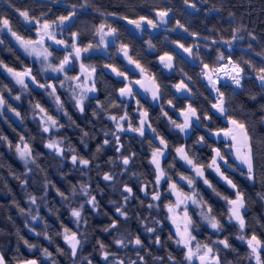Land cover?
<instances>
[{
    "label": "trees",
    "instance_id": "trees-1",
    "mask_svg": "<svg viewBox=\"0 0 264 264\" xmlns=\"http://www.w3.org/2000/svg\"><path fill=\"white\" fill-rule=\"evenodd\" d=\"M85 3L86 7L81 8L80 5ZM189 3H195L197 9H191L184 0H0V21L7 19L11 30L24 38H34L36 35V25L31 18L52 21L68 15L73 5L76 6V15L68 22L65 30L70 35L74 32L79 34L76 40L79 47L88 44L99 47L96 28L100 24L117 29L112 43L83 56L84 62L95 68L93 85L96 91L84 102L82 113L62 89L58 88L56 92L68 116L58 110L45 89L29 85L27 89L19 91V87L0 67V94L6 101V106L0 110V254L4 256L6 264H16L31 258L36 259L38 264H53V261L55 264H88V261L91 264H105L97 241L104 243L110 253L125 258L126 264L127 260L137 259V251L144 257L142 264H188L185 248L175 242L166 208L172 199L166 191L168 181L177 180L180 174L192 175L190 169L178 158L175 149L179 145L189 150L190 157L197 164L204 165L206 178L220 193L216 195L201 179L196 180V192L211 205L213 213L225 226L222 232L215 233L199 216L200 209L191 205L192 229L198 241L201 244L211 243L216 238L227 237L231 248L214 246L219 248L221 264H255L249 259L250 249L247 244L237 238L240 231L238 226L235 222L227 221L228 204L223 197L234 198L235 190L220 180L208 165L214 156L213 149H220L221 155L231 165L222 164L223 171L245 195L244 232L248 237L255 234L264 242V199L257 195L264 193V90L255 79L257 73L244 63L250 62L256 69L264 67V0H189ZM169 9L171 11L166 28L154 33L144 29L142 35L137 34L123 19L144 16L157 21L156 11ZM24 11L29 14V23L20 15ZM177 21L187 31L179 29ZM236 29L240 30L236 32ZM192 33L199 36H193ZM234 34L237 41L229 49L222 42L233 41ZM147 41L154 45V51L147 49ZM173 42L184 46L201 44L197 49L200 62H191ZM119 44L127 45L129 57L153 75L159 88L160 103L154 104L138 91L135 92L136 100L130 99L127 102L119 96L118 90L124 84V77L117 76L106 65H111L128 77L137 76L135 71L127 69L119 53ZM53 51L57 58L62 57L61 50ZM219 52L225 58L231 56L234 61L240 62L246 72L242 89L233 91V87L226 86L229 84L227 82L218 84L228 100L227 116H222L212 108L215 96L201 70L205 64L211 67L218 63ZM165 54L172 57V71L159 63L158 57ZM0 61L13 69L30 68L40 83L49 79L41 74L37 62L19 49L4 31L0 32ZM184 79L191 95H179L173 87ZM15 95L20 99H15ZM253 95L255 99L251 98ZM36 103L44 107L63 127L49 133L42 132L35 116ZM188 104L197 110L200 121L184 135L171 126L163 111L174 116L170 105L184 108ZM137 106L148 112L152 127L168 142L162 167L171 179L166 178L160 187L155 183L156 171L150 163L151 150L159 145L152 133L146 131L141 137L137 133L121 132L120 144L123 147L120 152L116 151L117 145L112 135L116 129L108 115L127 113L130 121L137 125ZM11 109L19 112L20 116L13 115ZM205 115L210 119H205ZM229 116L245 123L252 136L255 180H249L246 170L227 155L223 142L208 133V129L227 128ZM84 133L88 135L84 136ZM22 136L36 157V163L28 165L31 171H28L16 151ZM201 136L204 142L197 143ZM47 138L63 139L62 146L65 149L71 147L79 156L90 159L88 168L73 166L72 153L69 151L59 157L46 148ZM105 139L110 141L108 145H103ZM99 145L103 147L97 152ZM123 156H132L129 165L122 164ZM105 172L114 174V180L104 181L102 177ZM81 184L90 186V194L95 195L98 201L96 209L85 203L88 197L81 193ZM125 184L132 189L127 202L123 199L127 195L123 191ZM73 185L76 186L74 197L71 195ZM145 188L146 191H143ZM159 188L161 196L159 200H153V193L159 191ZM57 189L69 197L67 202L59 196ZM29 195L37 197L36 205L29 202ZM81 204H84L82 216L87 223H81L77 231L75 218L70 211ZM150 204L153 207L149 208ZM120 205H124L127 220L115 212V208ZM21 209L24 211L21 212ZM32 215H38V219L32 220ZM114 219L119 221L118 229L104 232L103 229ZM146 227L155 228L156 231L149 233ZM64 228L77 232L83 241L75 258L71 256L70 248L63 239ZM81 233L84 235L81 236ZM120 235L128 238L139 236L143 241V249L132 245L119 248L114 240ZM157 236L160 244L155 243ZM25 241L28 243L25 244ZM29 244L35 247L30 248ZM44 249L52 253L51 258L44 255ZM169 255L175 258V262L168 259ZM261 255L264 257V252ZM111 259L110 256L109 261Z\"/></svg>",
    "mask_w": 264,
    "mask_h": 264
},
{
    "label": "snow or ice",
    "instance_id": "snow-or-ice-1",
    "mask_svg": "<svg viewBox=\"0 0 264 264\" xmlns=\"http://www.w3.org/2000/svg\"><path fill=\"white\" fill-rule=\"evenodd\" d=\"M186 5H189L191 8H196L195 3L189 4V0H184ZM81 8L86 7L85 4L80 5ZM72 11L68 13V15H62L57 17L54 21H47L44 20L43 23H41L39 18H31L35 21L36 25H39L38 27V35L39 39L37 40H28L24 39L22 36L18 35L16 32H12L11 28L9 27V21L7 19H2L0 21V29L7 28L8 31L11 32V34L16 38V40L19 42L20 46L24 49V51L28 55H35L37 57H42L44 61H47L48 58L52 55L51 52L48 51L46 47H43L44 45V37H47L50 40H54L56 44L61 45H67V42L64 40H56L55 39V32L54 27L57 25H63L66 21L72 20L76 15V6H72ZM171 10H161L156 12V16L158 17V21H153L152 19H149L144 16H140L138 19L132 20L128 19V17H123V19L127 20L129 24H132L137 29H142L145 25L155 28L158 26V23H166V18L169 16V12ZM20 15L24 18L25 21L29 20V14L27 11L21 12ZM177 26L179 28H184V25L181 24L179 21L176 22ZM107 29V30H105ZM185 31H187L186 28H184ZM240 29H236L235 31L238 32ZM96 33L100 37V43L104 44L105 46V39L106 37H115L117 34V29L111 27L110 25L101 24L99 27L96 28ZM78 33H72V40L73 43L71 44L72 51L69 53V55L64 56V58L59 61L58 64L53 65L51 63H48L46 65L45 69L42 70H48L50 69L53 72H64L65 66L70 63V60L75 58L79 59L82 52H88L91 48L94 46L92 44H88L86 47L81 48L77 45L76 40L78 38ZM193 36H196L198 34L192 33ZM255 37H253L254 39ZM233 40L237 39V36L233 35ZM212 43H216V41H212ZM225 44L231 46L232 41H224ZM181 48H183V45H180ZM120 50L124 53L126 57H128V50L127 45H121ZM185 52H188L191 55V49L190 48H184ZM130 63L136 64V66L139 68L140 65L137 61H133L131 57H128ZM161 62L165 63V67L171 68L172 67V57L165 54V56H162ZM224 54L218 53V60H224ZM248 64L249 67L253 69L257 74L255 76V79L259 82V87L264 90V67H261L259 69L254 68V66L251 65L250 62H244ZM0 66H3L9 74L14 78L15 82L19 85H21L24 89H27L28 84L26 83V80H30L31 82L37 84L38 87L44 88L46 90H50L48 94L50 96H53L56 101V105L58 110L63 111V114L65 116H68V113L66 110H64L63 102L60 100L59 95L56 94L57 85L56 84H42L39 83V81L36 80V77L31 74V69H25L24 71H16L13 68H9L7 65H4L2 61H0ZM81 71L85 72V66L81 64ZM106 67H109L112 69L113 72L116 73L117 76L125 77V73L120 72L118 69L112 67L111 65H106ZM204 69H209V65L205 64ZM141 71L144 70L141 68ZM95 72V68L91 67V71L87 72V77H91L92 74ZM212 73H217V75L220 72H223L224 78H227L230 83L226 86L233 87V91L236 89H242L243 83L242 81L246 78L245 76V70L241 66L240 62L233 61L231 56L227 57V64L222 65L219 69L213 68L211 69ZM204 75L207 77L209 84L211 85V88L216 92V103L212 105L214 109L218 113H220L222 116H227L229 109L226 108V104L228 103L227 97L224 92L220 90L218 87V84L220 83V78L216 80H213L212 75L209 74L208 71L204 73ZM67 80H80L79 76L76 77H68L65 76V81ZM137 84L141 83L140 81H136ZM154 83V82H153ZM64 86V81H61L59 84V87ZM143 86V85H142ZM77 88H80L81 91L79 94L76 93L75 88L72 89L73 99L75 101V105L77 109L82 113L84 112V101L87 98L88 92H95L96 89L93 85L91 88H84L83 85H76ZM177 90L181 89H187V85L181 83L180 85H177ZM149 90V89H146ZM152 91L153 99H156L159 94V88L158 86H155L153 89H150ZM119 94L122 97H131L134 95L132 87L130 85H125V87L119 89ZM252 99H255V95L251 97ZM15 99L19 100L20 97L16 96ZM171 104V101L168 102ZM6 104V101L4 99V96L0 94V109H2ZM137 104L139 105V101H137ZM98 102V107H99ZM10 107V106H9ZM34 108L37 110V114L40 117V123L42 125V132L49 133L53 130H57L59 128H62L63 125L59 124L58 120L54 118L52 115L48 113V111L42 107L39 103H36L34 105ZM12 112L16 114V116H20L19 112H16L15 109H11ZM139 111V109H138ZM96 113L94 112L93 115ZM140 120L138 123V126H133L129 120V117L127 113L124 115H121L119 117L117 116H111L110 119L115 122V132L112 133L115 142H116V151L120 152L123 145L120 144V136L119 133L129 131L133 133H137L139 136L143 137L145 135L146 130L150 131L153 134V138L158 140L159 147L153 148L151 152V160L150 163L154 165L155 171H156V178L155 183L159 185L160 181L162 179H171L170 177H167V173L161 166V159L165 155V151L168 148V142L164 139L163 136H161L155 128L152 127L151 123L148 120V113L147 111H139ZM163 115L167 116V113H163ZM183 115L184 119L182 123H176V121L171 120L170 122L173 125L175 129H178L180 133H187L193 124V121L199 122L200 116L197 114V110L192 107L191 104L187 106V108L181 113ZM205 119H210L207 115L204 117ZM69 120H71V117H69ZM125 121H128V127L125 128L124 123ZM74 124L75 122L72 121ZM227 123L229 125L226 129H220L215 134L219 136L221 133H223L224 136L230 137L231 139V148L235 149V156L236 159L241 162V164L246 165L247 168V178L249 180H255V171H254V152H253V139L252 136L249 134L248 127L245 123L232 118H227ZM87 133H84V136H87ZM107 135V133H105ZM6 139V138H5ZM21 144L16 145V151L20 157L21 160H23L26 168H28L29 164H35L36 163V157L33 155L32 149L30 145L24 141V137L21 138ZM197 143H203L204 137L201 136L196 141ZM110 141L108 139H105L103 141V145H108ZM151 143V142H150ZM259 143V142H257ZM64 144L63 139H54L50 138L48 142L45 144V147L49 150H52L57 156L63 157L65 154V151H69L72 153L71 155V163L73 166L80 165L83 168H88L91 161L90 159L83 158L76 154L75 149L69 147L65 149L62 147ZM103 145H99L97 147V152L101 150ZM177 155L181 160H183L186 164L190 165L193 172L195 173V177L204 178V165L197 164L192 157L189 155V150L186 149L185 146H180L175 149ZM214 156L212 159L211 164L208 165L210 168H214L217 174L229 185L232 189L235 190V198L231 199L227 196H224L223 199L228 204V214H227V221L228 222H235V224L238 226L240 230V235L237 237L241 241H245L247 243L248 248L250 249L249 252V259H254L255 264H264V257H262L261 253L264 252V242H262L255 234H252L251 237H246L243 232L246 227V221L244 217V210L246 208V199L243 192H241L237 185L224 173L221 171L218 160L224 161L227 163L225 158L221 155L220 149H213ZM133 156L135 154H132ZM122 164L124 166L129 165L132 156H123L122 158ZM28 171H31L30 168H28ZM103 180L104 181H113L114 180V174L105 172L103 174ZM181 179L186 181L189 186L194 185V178L189 176L181 175ZM22 183H27L26 181H22ZM204 184L208 185L209 188H212V191L216 193V195H220V193L216 192V189L213 188L211 183L204 178ZM48 187V183H45V188ZM169 188L177 193V206L180 204H186L188 201H191L193 205H196L199 209V215L202 218V220L210 227L215 233L219 234L224 230V224L221 222V219L217 217L213 213V209L211 205L208 204L206 200L203 199L202 196L198 192L193 191L191 195L179 193L177 191V185L175 183H170ZM143 191H146L145 189H142ZM80 191L81 193L88 197V199L85 201L88 205H90L93 209H96L98 207V201L96 199L95 195L90 194V186L86 184L80 185ZM123 191L127 193L123 197L124 201L127 202L128 199L132 195V189L128 185H124ZM57 193L59 196L67 202L69 197L65 195L64 192H61L59 189H57ZM71 195L74 197L76 195V186L73 185L71 189ZM258 196H260L261 199H264V193H258ZM160 193L157 191L153 194L152 199L153 200H159ZM29 202L32 205H36L37 203V197L34 195H29L28 197ZM112 203H115L114 201ZM149 208L153 207V205H149ZM84 208V204H81L79 207H73L71 208L70 214L72 217L75 218L76 224H77V231H79V225L81 223H87L86 220H84L82 216V210ZM24 209H21V212H23ZM168 211L172 212L174 211L173 207L171 205L168 206ZM115 212L120 216L123 217L125 220L128 219V214L124 210V205L117 206L115 208ZM32 220H37L38 215H32ZM159 223V222H157ZM173 223H175V220H173ZM118 220H112L111 224H109L107 227L103 229L104 232H109L110 230H116L118 229ZM194 227V223L192 219L188 216L187 210L184 212V220H183V231L180 230V228H177L176 235L179 237L175 242L177 245H183V247L186 249L185 253V260L188 261V264H193L194 261H198L199 264H221V259L219 255V248L214 246H223L224 249L231 248V245L229 244L228 238L225 237L224 239H218L215 241H212L211 244L205 243L200 244L196 243L195 249L193 248V241L195 240V237L192 236L190 228ZM146 231L149 233L155 232V228H148L146 227ZM70 233V234H69ZM47 236V234L45 233ZM84 234L81 233V236ZM63 239L67 243V245L70 248L71 256L75 258L78 253V249L82 246V240L78 237L77 232H70L69 229L64 228L63 232ZM28 242L25 241V244ZM99 244L102 258L105 261V264H126L125 258H119L116 256L115 253H110L106 250V245L100 241H97ZM114 243L119 248H127L129 245H132L134 248L137 249H143V241L140 239L139 236H135L134 238H128L124 235H120L119 238H116L114 240ZM156 244H160V238L159 236L155 239ZM30 248L35 247L34 245H28ZM62 253V250L58 249ZM44 255L46 257L51 258L52 253L48 252L47 249H44ZM112 257L111 261H109V257ZM168 259L170 261L175 262V258L169 255ZM144 261V257L139 254V251H137V259L136 260H127V264H137V262ZM0 264H6L4 260V256L0 254ZM24 264H38L36 260H28L24 262ZM53 264L55 262L53 261ZM88 264H91V261H88Z\"/></svg>",
    "mask_w": 264,
    "mask_h": 264
},
{
    "label": "rangeland",
    "instance_id": "rangeland-1",
    "mask_svg": "<svg viewBox=\"0 0 264 264\" xmlns=\"http://www.w3.org/2000/svg\"><path fill=\"white\" fill-rule=\"evenodd\" d=\"M189 4H191V3H189ZM188 6H189V5H188ZM189 7H190V6H189ZM190 8H191V7H190ZM191 9L196 10L197 7H196V8H191ZM160 11H161V10H160ZM156 12H157V11H156ZM169 16H170V12H169ZM169 16L166 18V21H168ZM22 18H23V17H22ZM156 19H157V21H158V17H157V16H156ZM23 20H24V18H23ZM44 20H45V19H40L41 23H43ZM55 20H56V19H55ZM132 20H135V19H132ZM24 21H25V20H24ZM29 21H30V18H29L28 21H25V22H26V23H29ZM47 21H49V20H47ZM52 21H54V20H52ZM125 21L127 22V20H125ZM34 22H35V21H34ZM49 22H51V21H49ZM68 22H69V21H66L63 25H57V26H55L54 29H53L54 32H55V39H56V40H64V41H66V42H67V45L56 44L54 40H50V39H48L47 37H44V45H43V47H46V48L48 49V51L52 53V55L48 58L47 61H44L42 57H37V56H35V55H28V54L24 51V49L20 46V44H19V42L16 40V38L11 34L10 31H8L7 28H2V29H0V32H3V31L6 32V33L10 36V38L12 39V41L15 43V45H16L19 49H21L25 54H27L28 56H30L31 58H33V59L37 62L41 74H42L43 76H46V77L48 76V77H49V79H46L44 82H42V84H56V85H57V89L59 88V89H62L63 91H65V92L70 96L71 100H72V101L74 102V104H75V101H74V99H73L72 89L75 88L77 94H79V92L81 91V89H80V88H77L76 85H78V84L83 85L84 88H91V87H93V78H94V77H93V74H92L91 77H87V72L91 71V67H93V66L90 65V64H88V63H86V62H84V60H83V56H84V55H87V54H90V53H93V52H97V51L100 50V49H104L106 46H105L104 44H101V43H100V37H99V35L97 34V38H98V41H99V47H95V46H94V47L91 48L88 52H82V53H81V56H80L79 59H75V58L71 59V60H70V63H69L68 65L65 66V71H64V72H53V71H51L50 69H48V70H42V69H45V68H46V65H47L48 63H51V64H53V65L58 64L59 61H61V60L64 58V56L69 55V53L72 51V49H71V44L73 43L72 35H70L69 33H67L66 30H65L66 27H67V25H68ZM127 23H128V22H127ZM166 23H167V22H166ZM166 23H158V26L155 27V28H152V27H149V26L145 25L142 29H137V28H135L134 25L129 24V23H128V25H129V27H130L131 30H133V31L136 32L137 34L142 35L143 32H144V29H148L149 31H151L152 33H154V32H157V31L160 30V29H164V28H166V26H165ZM103 24H104V23H103ZM35 25H36V24H35ZM100 25H101V24H100ZM38 27H39V25H36V35H35L34 38H24V37H23V38H24V39H28V40H37V39H39L40 37H39V35H38ZM178 28H179V27H178ZM179 29H182V28H179ZM105 30H107V29H105ZM12 32H13V31H12ZM196 36H199V35H196ZM67 37H68L70 40H68ZM114 38H115V37H111V36L106 37V39H105V43H106V45L109 44V43H112V42L114 41ZM236 41H237V39L233 40L232 43H231V46H230V47H229V45L225 44L224 41H223L222 43H223L226 47H228L229 49H231V48L234 46V44H235ZM121 45H122V44H119L118 49H119V53H120V55L123 57V60H124V62H125V65H126L127 69H128L129 71H135V72L137 73V76H135V77H128V76L125 75V77H124V84H123V86L121 87V88H123V87H125V85H130V86L132 87V90H133L134 95L131 96V97H127V96L122 97V96H120V94H119V96L122 97V98H124L127 102H128L130 99H134V100H136L135 92L138 91L139 93H141L143 96H145L146 98H148V99H149L151 102H153L154 104L160 103V101H159V95H160V94H158V97H157L156 99H153L152 91L150 90V89H153V88H151V86H150V85L147 83V81H146L147 78L155 79V78L153 77V75L150 74V73H149L144 67H142V66L140 65L139 62H138L139 65H140L139 68L136 66V64H134V63H130V62H129V59H128L129 54H128V57H126V56L124 55V53L120 50V46H121ZM173 45H174L178 50H180L182 53H184V54L187 56V58H188L191 62H193V63H198V62H200V55L197 53V49L199 48V45H201V44H199V43H194V44L191 45V46H184V45H183V46H184L183 48L180 47V45H182V44H181V43H178V42H173ZM146 46H147V49L150 50V51H154V50H155L154 45H153L150 41H147ZM85 47H86V46H85ZM81 48H84V47H81ZM184 48H190V49L192 50V51H191V55H190L188 52H185V51H184ZM53 49L61 50V51H62V57L57 58V57L55 56V53H54ZM219 53H220V52H219ZM167 55H169V54H167ZM162 56H165V55H160V56L158 57V58H159V63H160V65H161L162 67H164L165 69H167L168 71H172L171 68L165 67V63L161 62V59H160V58H161ZM224 57H225V56H224ZM132 60H133V59H132ZM133 61H135V60H133ZM220 61H221V60H220ZM220 61H219V62H220ZM171 63H172V61H171ZM81 64H83V65L85 66V70H86L85 72H82V71H81V67H80ZM216 64H217V63H216ZM0 67H1V69L4 71V73L7 74V75H8V76H9V77L15 82V80H14V78L11 76V74H9L8 71H7L3 66H0ZM9 68H10V67H9ZM141 68L144 70L143 72L141 71ZM25 69H30V68H28V67L25 68V67H24V68H22V69H15V70H16V71H24ZM211 69H213V66L209 67V69H204V65H203L201 70H202V76H203V78L206 80L208 86H209L210 89H211V92H212L213 95L215 96V101L211 104V106H212L213 104L216 103V92L211 88V85L209 84L207 77L204 75V73H205L206 71H208L209 74L212 75ZM31 74H32V72H31ZM115 74H116V73H115ZM65 76H68V77H76V76H79V77H80V80H67V81H65ZM212 78H213V80H216V79H214L213 75H212ZM61 81H64V86H63V87H59V84H60ZM136 81H140L141 83L137 84ZM155 82H156V80H155ZM26 83L28 84V86H29V85H32V86H36V87H38L37 84L31 82L30 80H26ZM39 83H40V82H39ZM156 83H157V82H156ZM181 83L187 85V89H181V90L178 91L176 86H177V85H180ZM15 84L19 87V91H20V90H21V91L24 90V88H23L21 85L17 84L16 82H15ZM142 85H143V86H142ZM157 85H158V84H157ZM173 87H174V89L177 91V93H178L179 95H182V96H185V95H191L190 88H189V86H188V84H187V82H186L185 79H184V80H181V81H179V82H177V83H175V84L173 85ZM38 88H40V87H38ZM43 89H44V88H43ZM146 89H149V90H146ZM45 90H46V89H45ZM49 91H50V90H46L47 93H48ZM94 93H95V92H88V93H87V98H88L90 95H93ZM118 93H119V90H118ZM56 94L58 95L57 92H56ZM16 96H17V95H15L14 98H15ZM50 97L54 100V102H55V104H56L55 98H54L53 96H50ZM87 98H86V99H87ZM86 99H85V101H86ZM85 101H84V102H85ZM188 105H189V104H188ZM188 105H187V106H188ZM5 106H6V104H5ZM5 106H4V107H5ZM75 106H76V105H75ZM170 106H171V108H172V110H173V113H174L173 115H174V116H172V115H170V114L167 113V116H166V117H167V120L169 121V123L171 124L169 118H171V120L176 121V123H182L184 117H183V115H181V113L187 108V106L184 107V108H175L173 105H170ZM4 107H3V108H4ZM3 108H2V109H3ZM212 108H213V107H212ZM2 109H0V110H2ZM138 109H139V111H146V110H144V109L141 108L140 106H137V107H136V112H137V114H138V123H139L140 115H139V111H138ZM213 109H214V108H213ZM214 110L216 111V109H214ZM10 111H11V110H10ZM16 112H17V111H16ZM11 113H13V115H16L14 112H11ZM147 113H148V112H147ZM163 113H165V111H163ZM122 115H124V114H122ZM35 116H36V118H37V119L39 120V122H40V117H39V115L37 114V111H36ZM111 116H117V117H119V116H121V115H108L109 119H110ZM129 120H130V119H129ZM148 120H149V117H148ZM112 121H113V120H112ZM130 122H131V121H130ZM149 122H150V121H149ZM113 123H114V126H115V122H114V121H113ZM123 123H124L125 128H127V127H128V121H125V122H123ZM195 123H198V122L193 121L192 127H193V125H194ZM131 124H132L133 126H138V124H137V125H134L133 122H131ZM40 125H41V123H40ZM171 126L173 127L172 124H171ZM41 127H42V125H41ZM192 127H191V129H190L187 133H183V134H184V135H187V134L192 130ZM228 127H229V126H228ZM228 127H227V128H228ZM173 128H174V127H173ZM224 129H226V128H224ZM177 130H178V129H177ZM146 131H148V130H146ZM217 131H219V130L208 129V133H209L211 136H213L217 141H222V142H223L224 147H225V149H226V153H227V155H228L232 160H234V161L236 162V164H237L240 168L245 169L246 172H247L246 165L241 164V162H240L239 160L236 159V156H235V149H233V148L230 147V146H231V143H232L230 137H226V136H224L223 133H221L219 136H217V135L215 134ZM149 132H150V131H149ZM150 133H151V132H150ZM49 139H50V138H47L45 144L48 142ZM18 144H21V140L19 141ZM180 146H183V145H179L178 147H180ZM62 147H63V146H62ZM157 147H159V145H158ZM154 148H155V147H154ZM152 150H153V149H152ZM152 150H151V152H152ZM166 153H167V150L165 151V155H166ZM165 155H164V156H165ZM163 158H164V157H162V159H161V166H162V160H163ZM178 158H179V156H178ZM224 158H225V157H224ZM179 159H180V158H179ZM212 159H213V158H212ZM180 160H181V159H180ZM225 160H226V158H225ZM181 161H182V163H183L188 169H190L192 175L180 174V175L178 176V179H177V180H169V181H168V185H167V189H166V191H167V192L171 195V197H172V199L166 204V208H167V210H168V206L171 205V206L173 207V209H174V211H172V212H169V211H168V222H169V224H170V226H171V228H172V230H173V232H174L175 240H177V239L179 238V237L176 235V233H177V228L179 227L180 230L183 231V220H184V212H185V210H187L188 216H189V217L192 219V221H193V218H192V215H191V212H190V206H191V205L194 206V205L191 203V201H188L186 204H180L179 206H177V203H176V202H177V193H176V192H173V191L169 188V184H170V183H175V184L177 185V191H178L179 193H183V194L191 195L193 191L196 192V187H195L196 180H197V179H201V180L203 181V183H204V178H206V176H205V171H204V178L195 177V173L193 172L191 166L188 165V164H186L183 160H181ZM226 161H227V160H226ZM211 162H212V160H211ZM211 162H210V164H211ZM218 163H219V166H220L221 171L224 173V175H226V173L223 171L222 164H224L225 166H229V167H231V165L228 163V161H227V163H225L224 161L218 160ZM162 168H163V167H162ZM210 169H212V170L217 174V172L215 171L214 168H210ZM181 175L189 176V177H193V178H194V185H193V186H189V185L187 184L186 181H184V180L181 179ZM217 176L219 177L220 180H222L223 182H225V181H224V180H223L218 174H217ZM226 176H227V175H226ZM165 179H166V178H165ZM165 179H162V180L160 181L158 187L161 186V184L163 183V181H164ZM206 179H207V178H206ZM207 180H208V179H207ZM208 181H209V180H208ZM225 183H226V182H225ZM226 184H227V183H226ZM205 185H206V184H205ZM158 192L160 193V196H161V190H160V188H159V191H158ZM153 194H154V193H153ZM234 198H235V197H234ZM234 198H231V199H234ZM245 209H246V208H245ZM244 211H245V210H244ZM199 212H200V210L198 211V214H199ZM175 214H178V215H179V219H178V222H177V225H176V226H174L173 223H172V215H175ZM243 214H244V212H243ZM199 216H200V215H199ZM209 228H210V227H209ZM210 229H211V228H210ZM190 231H191L192 236L195 237V240L193 241V248L195 249V245H196V243H200V242L198 241L196 235L194 234L192 227L190 228ZM240 234H241V233H240V231H239L237 237H238ZM243 234H244L246 237H248V236L245 234V232H243ZM215 240H218V238H216ZM240 241H241V240H240ZM242 242L246 243L245 241H242ZM200 244H201V243H200ZM203 244H205V243H203ZM208 244H211V243H208ZM246 244H247V243H246ZM182 246H183V245H182ZM28 260H36V259L31 258V259H27V260L19 261V262H17L16 264H24V262H26V261H28ZM252 260L255 262L254 259H252ZM36 261H37V260H36ZM227 264H232V263L228 262Z\"/></svg>",
    "mask_w": 264,
    "mask_h": 264
},
{
    "label": "built area",
    "instance_id": "built-area-1",
    "mask_svg": "<svg viewBox=\"0 0 264 264\" xmlns=\"http://www.w3.org/2000/svg\"><path fill=\"white\" fill-rule=\"evenodd\" d=\"M225 64H227V57L224 60H221L217 64L213 65V68L219 69L222 65H225ZM212 75H213L214 79H217L219 76L220 80H223L224 82L230 83V81L227 78H224L223 72H220L218 75H217V73H212ZM245 76H246V72H245Z\"/></svg>",
    "mask_w": 264,
    "mask_h": 264
},
{
    "label": "water",
    "instance_id": "water-1",
    "mask_svg": "<svg viewBox=\"0 0 264 264\" xmlns=\"http://www.w3.org/2000/svg\"><path fill=\"white\" fill-rule=\"evenodd\" d=\"M146 81L151 86V88H154L156 86V83H155V81L153 79L147 78ZM178 219H179V215L178 214L172 215V223H173V220H175V223H173L174 226L177 225Z\"/></svg>",
    "mask_w": 264,
    "mask_h": 264
},
{
    "label": "flooded vegetation",
    "instance_id": "flooded-vegetation-1",
    "mask_svg": "<svg viewBox=\"0 0 264 264\" xmlns=\"http://www.w3.org/2000/svg\"><path fill=\"white\" fill-rule=\"evenodd\" d=\"M185 250H186V249H185ZM193 264H199V262H198V261H194Z\"/></svg>",
    "mask_w": 264,
    "mask_h": 264
},
{
    "label": "bare ground",
    "instance_id": "bare-ground-1",
    "mask_svg": "<svg viewBox=\"0 0 264 264\" xmlns=\"http://www.w3.org/2000/svg\"><path fill=\"white\" fill-rule=\"evenodd\" d=\"M220 82H224L223 80H220Z\"/></svg>",
    "mask_w": 264,
    "mask_h": 264
}]
</instances>
